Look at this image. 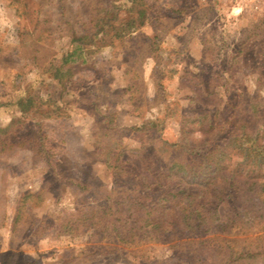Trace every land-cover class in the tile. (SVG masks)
<instances>
[{
	"label": "rangeland",
	"instance_id": "374dc122",
	"mask_svg": "<svg viewBox=\"0 0 264 264\" xmlns=\"http://www.w3.org/2000/svg\"><path fill=\"white\" fill-rule=\"evenodd\" d=\"M125 9L149 19L116 39L108 23ZM78 44L97 62L65 75L84 58ZM252 104L264 113V0H0V264H202L195 241L124 245L71 216L104 203L128 228L126 196L159 193L182 155L164 143L198 147L203 115L225 133ZM257 133L264 154V125ZM221 159L239 180L263 173L234 148ZM229 190L211 222L222 249L206 264H264V190L254 208Z\"/></svg>",
	"mask_w": 264,
	"mask_h": 264
},
{
	"label": "trees",
	"instance_id": "16d2710c",
	"mask_svg": "<svg viewBox=\"0 0 264 264\" xmlns=\"http://www.w3.org/2000/svg\"><path fill=\"white\" fill-rule=\"evenodd\" d=\"M126 1L133 2L134 0ZM123 13L124 15L120 19L123 23L116 22V14L112 23L109 19L108 26L115 29L114 37L116 39L130 35L136 29L144 26L148 20V13L145 10L132 14L128 9H125ZM84 48H88L87 45L78 44L76 46V50H80L81 53ZM75 52L73 51L72 54ZM70 72V69H66L65 75H69ZM55 103L53 102L52 106L58 108ZM27 107L28 105H25V108L21 106L22 112H26ZM250 109L247 117L236 119L225 133L211 132L215 129L212 126L213 120L207 115H203V137L198 147H192V149L182 152L181 144L168 145L164 143V151L170 153L171 149L175 147L174 151L178 150L182 155L163 167L161 176L164 178V184L158 186L163 188L159 193L154 195V192L149 188V191L142 189L126 196L136 212V216L128 228L117 225L118 218L112 215L110 207L104 203L86 207L83 210L77 209L71 217L80 215L78 225L90 228L95 236L104 237L105 232L109 231L115 239L124 245L143 244L145 240L156 239L179 247L183 242L195 241L197 245L193 251L197 263H208L213 256L217 255L216 249H222L217 245L216 225L211 223L213 222L214 207L218 201L223 200L226 194L228 195L229 189H236L241 196L249 197L250 201L252 200V208H254L255 201L260 198L261 192L258 191L264 190L263 187L261 189L256 187L253 190L258 184L256 178H264V154L258 150L257 143V131L260 126L264 125V113L256 109L255 104H252ZM13 120L14 118L11 121ZM152 126L153 124L147 123L141 129L147 130ZM236 126H242V129L239 130ZM232 148L239 150L243 159L242 163L256 166L263 173H259V175L250 173L246 176L254 179L250 182L244 179L239 180L238 175L226 171L221 158L227 156L228 150ZM214 154H216L215 157H213ZM184 184H197L203 187L210 196L199 200L196 194L187 191ZM263 185L264 181H262ZM249 250L251 249L241 250L237 255L234 254L233 258L240 259L254 255Z\"/></svg>",
	"mask_w": 264,
	"mask_h": 264
},
{
	"label": "crops",
	"instance_id": "0c3cea01",
	"mask_svg": "<svg viewBox=\"0 0 264 264\" xmlns=\"http://www.w3.org/2000/svg\"><path fill=\"white\" fill-rule=\"evenodd\" d=\"M148 19H149V17H148ZM148 21V20H147ZM94 50L95 49H89V47L88 48H84V50H83V52L81 53L83 56H84V58L83 59H85V55L89 52V51H91V52H93L94 53ZM95 52L97 53L98 52V49H96L95 50ZM83 59L81 60V61H77V62H75L74 60H72V61H68L67 63H70V64H68L67 66H66V69H70L71 70V72L69 73V75H74V73L75 74H78V72H79V70L78 71H73V66H75V65H80V66H82V67H84V66H87V67H94L93 65H94V63H96L97 62V59H94L93 61H88V59H87V57H86V61H83ZM80 69V68H79ZM79 74H81V73H79ZM82 75V74H81ZM19 102L20 101H18L17 102V105H19ZM19 108V107H18ZM75 108V107H74ZM20 109V108H19ZM19 113H21V111L19 112ZM17 117V115L16 114H11L9 117H8V121H11L13 118H16ZM21 180V179H20Z\"/></svg>",
	"mask_w": 264,
	"mask_h": 264
},
{
	"label": "built area",
	"instance_id": "2783aa9c",
	"mask_svg": "<svg viewBox=\"0 0 264 264\" xmlns=\"http://www.w3.org/2000/svg\"><path fill=\"white\" fill-rule=\"evenodd\" d=\"M242 1H244V0H242Z\"/></svg>",
	"mask_w": 264,
	"mask_h": 264
}]
</instances>
